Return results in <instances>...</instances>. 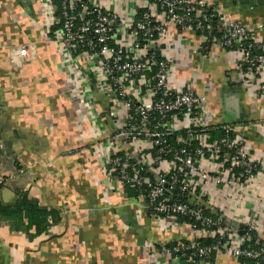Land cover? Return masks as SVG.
Instances as JSON below:
<instances>
[{"label":"built area","instance_id":"built-area-1","mask_svg":"<svg viewBox=\"0 0 264 264\" xmlns=\"http://www.w3.org/2000/svg\"><path fill=\"white\" fill-rule=\"evenodd\" d=\"M56 2L61 16L55 15ZM40 4L46 36L60 66L70 74L69 94L81 100L84 121H92L100 137L91 153L99 157L104 177L109 183L114 180L112 189L127 197V184L141 187L144 172L151 175V188L134 200L136 218L141 221L147 213L158 233L181 235L174 248L161 244L156 254L165 255L169 264H181L178 254L191 250L203 257L198 263L190 259L192 264H212L211 255L264 264L263 213L257 209L250 217L235 218L237 203L243 206L235 194L264 175V156L252 155L244 134L247 125L220 120L221 108L209 105L207 92L197 90L196 80L181 85L175 61L166 51L173 29L190 31L202 44L208 42L206 34L212 38L210 48L234 57L239 79L251 88L264 73L263 25L232 21L216 0H143L142 16L134 23H119L117 14L82 0H40ZM52 27L57 29L52 32ZM97 93L108 104L104 117L97 111ZM257 96L264 109V85ZM217 127L225 135L210 142L208 130ZM173 136L182 148L169 143ZM205 210L219 217H207ZM180 217L193 218L196 224H181ZM252 232L256 248L246 246ZM217 237L215 245L199 243Z\"/></svg>","mask_w":264,"mask_h":264},{"label":"crops","instance_id":"crops-1","mask_svg":"<svg viewBox=\"0 0 264 264\" xmlns=\"http://www.w3.org/2000/svg\"><path fill=\"white\" fill-rule=\"evenodd\" d=\"M216 1L232 21L264 27V0ZM142 3L90 0L92 6L117 14L119 23L138 21ZM46 29L40 0H0V196L14 204L25 193L58 213L42 233L0 220V264H169L155 249L181 235L158 233L147 213L139 221L135 201L113 190L115 181L104 177L99 157L91 153L100 137L92 121H84L81 100L69 94L70 74L60 66ZM172 33L166 51L181 85L196 80L209 105L221 108L220 120L247 125L244 134L252 155L264 156V109L257 96L264 73L248 88L237 75L233 56L219 48L206 50L190 31ZM260 35L264 37V29ZM97 94V111L104 117L108 104ZM235 196L243 202L237 203L235 218L250 217L257 209L264 217V175ZM228 213L234 216L232 210ZM212 264L245 263L218 255Z\"/></svg>","mask_w":264,"mask_h":264},{"label":"trees","instance_id":"trees-1","mask_svg":"<svg viewBox=\"0 0 264 264\" xmlns=\"http://www.w3.org/2000/svg\"><path fill=\"white\" fill-rule=\"evenodd\" d=\"M82 2L90 5V0H82ZM55 5H56V11H57L58 16H61L60 3L56 2ZM79 11H80V9H79ZM142 13L143 12H141V11L139 12L138 20L141 18ZM56 29H57V27H52L51 31L53 32ZM215 34L218 36H221L222 31L217 30L215 32ZM204 35L207 37V41H208V42H206V44H204V46L209 49L210 46L212 45V38L207 36L206 34H204ZM50 36L52 37V34H50ZM157 37H158V35H156V38ZM111 45L117 47L115 45V43H111ZM171 97H173V96H171ZM182 134H184V133H182ZM207 134L210 138L209 139L210 142L221 140L225 135L223 129L220 127H217L215 129H213V128L209 129ZM175 137L176 136L170 137L169 143L171 145H173L175 149L182 148L183 145L177 144ZM194 147H198V144L195 143ZM144 174H146L145 175L146 181L141 187H137V186L132 185V184H127L124 187L125 193H126L128 198L136 200L141 191L148 192V190L151 188V186L154 183L153 178H151V175H149L145 172H144ZM148 178H150L151 181H149ZM205 215L207 217H210L213 219H217L219 217L218 215L212 214L209 210H205ZM50 217L54 221H57L58 220V213H56L54 211H50L47 208L40 207L37 203H35L33 200H31L28 197V195L25 193L24 194L19 193V197L15 201L14 204L4 203L2 200V197L0 196V220L11 221L14 223L16 222V223L22 224L25 227L26 232L42 233L43 231H46L50 227V224L48 222ZM178 221L181 224H189V223L196 224V221L193 218L180 217L178 219ZM251 236H252V241L247 243L246 246H251L252 248H254V247L256 248L257 247L256 246V239H257L256 233L252 232ZM219 239H220L219 237H217L216 239H202L199 241V243L201 244V246L207 247L210 245L217 244ZM182 243L188 244L189 242L186 240H182ZM176 245H177V243L173 242V243L169 244V247L174 248ZM260 245L264 247V241H262L260 243ZM178 256L180 257L181 264H192L190 262V259H192L196 263L201 262V260L203 259V257L197 256L196 250H191V251H188L185 253L181 252L178 254ZM214 259H215V256L211 255L210 258L208 259V262L214 263ZM236 260H238L239 262L245 263V264H255L254 261H250V260H245V259H236Z\"/></svg>","mask_w":264,"mask_h":264},{"label":"water","instance_id":"water-1","mask_svg":"<svg viewBox=\"0 0 264 264\" xmlns=\"http://www.w3.org/2000/svg\"><path fill=\"white\" fill-rule=\"evenodd\" d=\"M241 229H242V227L240 228V230H241ZM240 234H241V235H244V231L241 230V231H240Z\"/></svg>","mask_w":264,"mask_h":264}]
</instances>
